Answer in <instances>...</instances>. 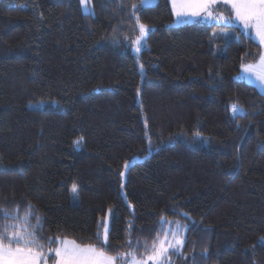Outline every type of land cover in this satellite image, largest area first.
I'll return each instance as SVG.
<instances>
[{
	"label": "trees",
	"instance_id": "obj_1",
	"mask_svg": "<svg viewBox=\"0 0 264 264\" xmlns=\"http://www.w3.org/2000/svg\"><path fill=\"white\" fill-rule=\"evenodd\" d=\"M87 6L0 0V226L31 206L53 262L50 240L116 256L131 231L141 258L181 223L170 264H264V93L241 75L261 44L238 23H178L170 0Z\"/></svg>",
	"mask_w": 264,
	"mask_h": 264
},
{
	"label": "snow or ice",
	"instance_id": "obj_2",
	"mask_svg": "<svg viewBox=\"0 0 264 264\" xmlns=\"http://www.w3.org/2000/svg\"><path fill=\"white\" fill-rule=\"evenodd\" d=\"M154 0H141V7H149ZM86 3V0H81ZM224 6H230L231 12L234 13L235 19L226 17L223 13L216 12L214 8L217 0H172V7L175 14L179 16H201L207 20H215L223 23L225 26H233L238 22L242 25L243 34L250 35V29L255 30L254 39H258L261 45H264V0H220ZM133 9L137 8L136 4H132ZM133 15L135 13L133 12ZM136 23L139 28V35L134 43L136 52L141 50V41L148 32V26L140 23L139 17H136ZM227 34V32H226ZM258 61L254 64H242L244 73L249 77L254 76L257 81L264 85V52L258 54ZM142 68V66H141ZM233 114L242 112L237 104L231 106ZM79 143V141H77ZM128 164L125 165V168ZM123 176V173H121ZM76 187L73 186L72 192L76 193ZM32 216L31 206L27 210L24 217L4 212L5 220L17 221L13 224H4L0 226V264H47L48 256L45 255L44 245L39 242L35 230H30V218ZM162 222L163 221V218ZM36 227L42 228L40 218L36 217ZM99 227L103 229L102 234L97 232V239L103 245L109 242L110 226L105 221ZM179 227V225H177ZM53 241H49L48 252H54L55 264H170L169 252H179L182 249L184 241L178 235L176 230L171 233L169 238L168 231H164L163 236L159 234L152 241L151 245L147 241L144 242L143 248L145 255L138 258L136 252L140 248V242L137 241L136 247L133 248L131 241V231L127 241L128 250L111 256L106 251L99 249L97 246L88 244L82 246L74 240L57 238L59 247L52 249L50 247ZM264 243V241H261Z\"/></svg>",
	"mask_w": 264,
	"mask_h": 264
},
{
	"label": "rangeland",
	"instance_id": "obj_3",
	"mask_svg": "<svg viewBox=\"0 0 264 264\" xmlns=\"http://www.w3.org/2000/svg\"><path fill=\"white\" fill-rule=\"evenodd\" d=\"M87 0H86V3H84L83 4V8H84V10H86L87 9ZM221 13V12H220ZM222 13L226 16V17H228L227 15H226V12H224V11H222ZM205 21H209V20H207V19H204ZM188 21H193V19L192 18H188V19H186V20H184L183 22H188ZM182 22V23H183ZM136 49V48H135ZM134 49V51H136ZM45 102L46 101H43V100H40V101H36V102H30L29 103V106L30 107H35V108H40V107H42V106H44V104H45ZM239 107V106H238ZM240 109H241V107H239ZM75 186V185H74ZM76 187V186H75ZM72 189H73V186H72V188H71V193H72V201H77L78 200V196H77V191H76V193L74 194L73 192H72ZM76 190H77V187H76ZM112 213H113V210L112 209H110L109 210V212H108V218H110L111 217V215H112ZM179 225V227H177V226H175V227H168V229H167V231H168V233H169V238L171 239V233H172V231L173 230H176L177 232H178V235L180 236V238H182V239H184V232H185V227L183 228V226H182V224L181 223H179L178 224ZM64 239H67V240H72V239H69V238H64ZM63 240V239H62ZM78 244V243H77ZM82 246H85V245H82ZM58 247H59V245H58ZM42 264H43V262H42ZM47 264H55V260L53 261V262H50L49 260H47Z\"/></svg>",
	"mask_w": 264,
	"mask_h": 264
},
{
	"label": "crops",
	"instance_id": "obj_4",
	"mask_svg": "<svg viewBox=\"0 0 264 264\" xmlns=\"http://www.w3.org/2000/svg\"><path fill=\"white\" fill-rule=\"evenodd\" d=\"M170 3H171V6H172V0H170ZM217 3H220V0H217ZM87 5V4H86ZM230 7V6H229ZM172 10H173V7H172ZM85 11H88V6H87V9L85 10ZM173 13H174V16H175V20L178 22V23H182L184 20H186V19H188V18H192V19H201V20H204L205 18L203 17V14L201 15V16H196V17H193V16H188V15H185V16H177L176 14H175V12H174V10H173ZM216 12H214V14H215ZM234 15V14H233ZM234 19H235V15H234ZM209 21H211V20H209ZM238 23V22H237ZM238 25L242 28V25H240L239 23H238ZM243 29V28H242ZM250 33H251V35L253 36V37H255V30L254 29H250ZM258 42H259V40L258 39H256ZM262 46V52H264V45H261ZM258 61V60H257ZM257 61H255V62H252V63H247V64H254V63H256ZM241 75L243 76V78L245 79V80H247L248 82H250V83H252V84H254L261 92H263L264 93V85H262L259 81H257L256 79H255V77L254 76H251V77H249L248 76V74H246V73H244V71H243V68H241Z\"/></svg>",
	"mask_w": 264,
	"mask_h": 264
},
{
	"label": "water",
	"instance_id": "obj_5",
	"mask_svg": "<svg viewBox=\"0 0 264 264\" xmlns=\"http://www.w3.org/2000/svg\"><path fill=\"white\" fill-rule=\"evenodd\" d=\"M243 78V77H242Z\"/></svg>",
	"mask_w": 264,
	"mask_h": 264
}]
</instances>
